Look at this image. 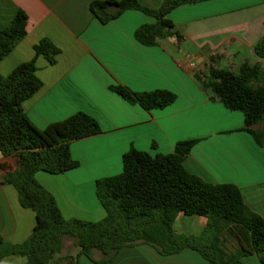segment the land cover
I'll list each match as a JSON object with an SVG mask.
<instances>
[{
	"label": "crops",
	"instance_id": "obj_1",
	"mask_svg": "<svg viewBox=\"0 0 264 264\" xmlns=\"http://www.w3.org/2000/svg\"><path fill=\"white\" fill-rule=\"evenodd\" d=\"M105 0H0V33L19 11L28 16L27 36L0 63L8 76L17 66L35 58L34 46L51 40L60 54L51 65L36 57L41 90L24 103L32 123L45 129L77 113L93 117L102 133L74 141L70 149L79 167L65 174H36L37 181L55 197L65 219L100 222L106 212L96 195L97 181L120 175L123 156L132 148L152 156L175 151L179 142L196 141L185 161L186 169L211 184H232L246 206L264 219V148L242 129L244 114L227 109L198 80L212 70L237 72L244 63H261L255 46L264 37L262 0H211L176 8L169 18L178 36L148 47L135 33L156 20L128 10L102 23L91 4ZM121 1V0H117ZM165 0H138L158 9ZM122 85L136 93L166 90L177 96L164 108L146 110L131 104L110 87ZM264 122L255 126L263 129ZM19 168L16 156L0 153V238L19 245L33 233L36 214L22 207L18 192L5 181ZM207 219L180 215L174 229L201 235ZM64 250L52 264H67ZM16 257L0 264H26ZM78 264H209L197 251L162 255L146 244L121 249L112 261L94 251ZM244 264H261L256 254Z\"/></svg>",
	"mask_w": 264,
	"mask_h": 264
},
{
	"label": "trees",
	"instance_id": "obj_2",
	"mask_svg": "<svg viewBox=\"0 0 264 264\" xmlns=\"http://www.w3.org/2000/svg\"><path fill=\"white\" fill-rule=\"evenodd\" d=\"M211 0H165L160 8L150 9L138 0H105L91 4V11L106 24L128 10L144 13L156 20L137 29L141 44L153 47L160 41L178 36L169 15L178 7ZM264 2V0H262ZM28 16L19 11L12 23L0 33V63L27 36ZM35 58L17 66L8 76L0 74V153L16 156L19 168L8 172L5 181L13 185L22 207L36 214L32 235L14 245L0 238V262L22 257L26 264H52L64 250V239L76 240L77 251L66 257L67 264H78L81 256L91 260L99 251L107 263L125 247L146 244L162 255L184 250L197 251L209 264H244L242 258L256 254L264 264V219L245 204L241 190L232 184H211L190 173L185 167L187 156L196 141L179 142L175 151L152 156L132 148L123 156L120 175L97 181L96 195L106 212L100 222L65 219L55 197L36 179V174H65L79 167L73 159L71 143L102 133L98 122L85 113L37 128L24 110V103L34 97L43 83L36 72V57L43 56L56 64L60 49L49 39L34 46ZM264 60V37L255 46ZM231 111L245 117L243 131L252 135L264 148V67L261 63H244L237 72L212 70L198 77ZM110 89L131 104L146 110L164 109L177 96L166 90L136 93L116 85ZM180 215L201 216L207 225L201 235H186L174 229ZM238 242L230 250V239Z\"/></svg>",
	"mask_w": 264,
	"mask_h": 264
},
{
	"label": "rangeland",
	"instance_id": "obj_3",
	"mask_svg": "<svg viewBox=\"0 0 264 264\" xmlns=\"http://www.w3.org/2000/svg\"><path fill=\"white\" fill-rule=\"evenodd\" d=\"M75 244H76V240L72 238H65L64 239V253L65 254H75L77 251ZM227 246L229 247L230 250H234V251L239 248L238 242L232 238L228 241ZM18 261L22 263H26L25 258H18Z\"/></svg>",
	"mask_w": 264,
	"mask_h": 264
}]
</instances>
